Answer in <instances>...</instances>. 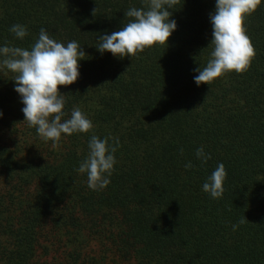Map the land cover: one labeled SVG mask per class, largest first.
<instances>
[{
  "label": "trees",
  "instance_id": "16d2710c",
  "mask_svg": "<svg viewBox=\"0 0 264 264\" xmlns=\"http://www.w3.org/2000/svg\"><path fill=\"white\" fill-rule=\"evenodd\" d=\"M215 5L179 0L167 49L118 59L97 50L100 35L143 0H0V47L30 50L43 28L86 53L77 82L59 91L65 119L79 107L93 124L53 148L23 122L14 74L0 69V264H264V0L245 19L250 69L197 86ZM93 134L119 141L100 191L78 171ZM220 163L227 177L214 199L202 186Z\"/></svg>",
  "mask_w": 264,
  "mask_h": 264
},
{
  "label": "clouds",
  "instance_id": "9594fccd",
  "mask_svg": "<svg viewBox=\"0 0 264 264\" xmlns=\"http://www.w3.org/2000/svg\"><path fill=\"white\" fill-rule=\"evenodd\" d=\"M178 3L179 0H143V7H132L125 12V16L131 18L125 26L111 34L100 35L97 50L101 54L109 52L118 59H124L138 57L146 49L157 46L167 49L168 41L177 28L170 10ZM261 3L262 0H216L215 12L210 15L213 29L210 45L213 51L206 67L196 69L198 74L194 80L197 86H209L227 73L243 74L250 69L255 48L244 24ZM10 31L19 40L28 35L26 27L20 24H14ZM85 56L76 41H70L65 46L51 38L43 28L30 50L0 47V69L14 74L15 91L24 105L23 122L34 128L42 140L51 141L53 148H59L62 134H86L93 129L92 122L79 107H74L70 118L65 119V95L59 91L61 87L77 82L80 61ZM2 115L0 112V117ZM109 139H100L93 134L88 144V156L78 168L80 173H87L88 187L94 191L109 185V177L114 170V153L119 141L116 140L113 146L109 144ZM196 156L205 163L210 159L202 147L197 150ZM185 167L190 169L192 164L189 162ZM226 177L225 166L220 163L203 184V191L214 199L222 198ZM246 222L244 217L239 224ZM237 227L233 225V230Z\"/></svg>",
  "mask_w": 264,
  "mask_h": 264
}]
</instances>
